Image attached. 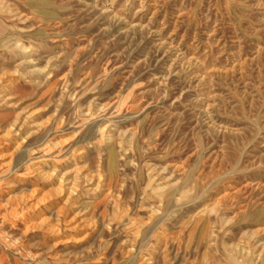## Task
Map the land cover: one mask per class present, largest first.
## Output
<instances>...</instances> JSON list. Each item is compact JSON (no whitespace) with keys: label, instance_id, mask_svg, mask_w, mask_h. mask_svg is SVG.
I'll return each instance as SVG.
<instances>
[{"label":"rangeland","instance_id":"rangeland-1","mask_svg":"<svg viewBox=\"0 0 264 264\" xmlns=\"http://www.w3.org/2000/svg\"><path fill=\"white\" fill-rule=\"evenodd\" d=\"M0 264H264V0H0Z\"/></svg>","mask_w":264,"mask_h":264},{"label":"bare ground","instance_id":"bare-ground-1","mask_svg":"<svg viewBox=\"0 0 264 264\" xmlns=\"http://www.w3.org/2000/svg\"><path fill=\"white\" fill-rule=\"evenodd\" d=\"M87 176V175H86ZM78 178V177H77ZM68 181V184H71L73 181H71V180H67ZM71 191L74 189V186H71L70 188H69Z\"/></svg>","mask_w":264,"mask_h":264}]
</instances>
